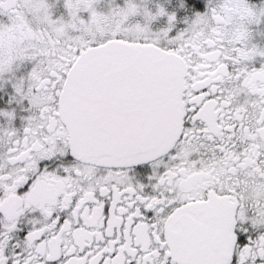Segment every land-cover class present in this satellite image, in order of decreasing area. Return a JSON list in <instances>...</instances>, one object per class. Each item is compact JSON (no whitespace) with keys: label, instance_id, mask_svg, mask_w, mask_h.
Returning <instances> with one entry per match:
<instances>
[{"label":"snow or ice","instance_id":"1","mask_svg":"<svg viewBox=\"0 0 264 264\" xmlns=\"http://www.w3.org/2000/svg\"><path fill=\"white\" fill-rule=\"evenodd\" d=\"M0 264H264V0H0Z\"/></svg>","mask_w":264,"mask_h":264}]
</instances>
